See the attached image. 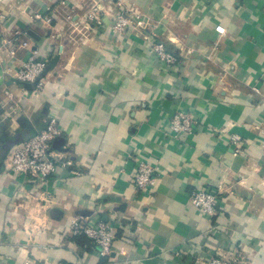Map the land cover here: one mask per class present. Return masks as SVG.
Wrapping results in <instances>:
<instances>
[{
  "label": "crops",
  "instance_id": "1",
  "mask_svg": "<svg viewBox=\"0 0 264 264\" xmlns=\"http://www.w3.org/2000/svg\"><path fill=\"white\" fill-rule=\"evenodd\" d=\"M97 1L100 25L89 17L93 0H0V46L18 47L16 31H26L21 39L47 58L43 87L27 89L7 67L29 51L18 47L13 59L0 48V101L5 89L19 99L0 109V264H194L193 255L230 246L245 264H264V0ZM124 6L142 15L113 34ZM176 111L191 117L190 131H170ZM50 117L63 129L52 147L73 164L43 185L15 179L10 148ZM232 133L245 139L242 154ZM139 159L155 166L146 189L133 184ZM215 184L209 217L189 196ZM76 215L113 225L109 254L69 232Z\"/></svg>",
  "mask_w": 264,
  "mask_h": 264
},
{
  "label": "built area",
  "instance_id": "2",
  "mask_svg": "<svg viewBox=\"0 0 264 264\" xmlns=\"http://www.w3.org/2000/svg\"><path fill=\"white\" fill-rule=\"evenodd\" d=\"M108 3H115L123 7L122 0H105ZM64 4L65 0H61ZM99 1L93 0L90 18L94 19L97 25L101 24L98 15ZM125 12V13H124ZM126 13H128L126 15ZM142 14L131 6H124V11L115 14L113 21L110 23V30L113 34L122 33L127 29L137 27L138 19ZM32 16L38 19L42 24L51 26L54 20L49 13L41 14L35 12ZM85 28L88 25L85 23ZM22 35H27L26 31H16L14 41L18 47L27 49L29 55L19 60L16 67H7V72L25 83H34V90H39L44 85V71L47 65V58L38 54L35 48V40L21 39ZM144 39L151 41L152 50L162 61L174 63V55L166 49V45L161 41H154L150 35H143ZM11 40L3 39L2 47H6L7 54L15 59L17 46L10 43ZM9 45V46H8ZM8 46V47H7ZM12 69V70H11ZM4 100L0 101V109L18 108V100L10 89L4 90ZM8 115L7 112L4 114ZM191 117L184 111H176L170 118V131L181 132L191 130ZM63 134L62 127L59 126L55 117H50L45 121L44 126L33 133L29 138L13 145L7 155V171L21 181H31L43 185L57 171L58 167L69 168L73 161L65 156L63 152L57 151L52 147L54 139ZM230 144L233 153L242 154L244 151L245 139L238 133L230 135ZM71 173L79 171L70 169ZM155 166L149 162L139 159L136 162L133 173V184L138 189H146L153 185L155 176ZM222 187L219 184L212 187H200L193 190L189 196L190 203L194 205L201 213L211 217L216 214V205L221 197ZM232 193V191H229ZM69 232L73 234H83L87 236L97 247L100 255H107L111 251V243L114 238V227L106 220L98 219L95 221L88 220L87 217L76 215L70 222ZM126 239V237H123ZM194 264H245L246 257L241 249L230 246L227 249H217L214 255L204 258L200 254L193 255Z\"/></svg>",
  "mask_w": 264,
  "mask_h": 264
},
{
  "label": "water",
  "instance_id": "3",
  "mask_svg": "<svg viewBox=\"0 0 264 264\" xmlns=\"http://www.w3.org/2000/svg\"><path fill=\"white\" fill-rule=\"evenodd\" d=\"M13 79V81L15 82V83H17L18 85H20L21 87H25V88H27V89H32L33 87H34V83H25V82H21V81H19L18 79H16V78H12Z\"/></svg>",
  "mask_w": 264,
  "mask_h": 264
}]
</instances>
